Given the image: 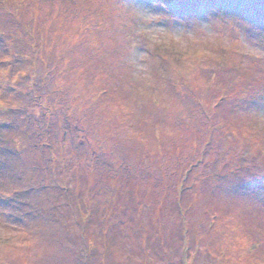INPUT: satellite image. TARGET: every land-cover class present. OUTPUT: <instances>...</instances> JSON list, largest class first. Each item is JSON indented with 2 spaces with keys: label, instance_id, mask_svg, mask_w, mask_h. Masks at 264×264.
Instances as JSON below:
<instances>
[{
  "label": "rangeland",
  "instance_id": "rangeland-1",
  "mask_svg": "<svg viewBox=\"0 0 264 264\" xmlns=\"http://www.w3.org/2000/svg\"><path fill=\"white\" fill-rule=\"evenodd\" d=\"M0 264H264V0H0Z\"/></svg>",
  "mask_w": 264,
  "mask_h": 264
},
{
  "label": "trees",
  "instance_id": "trees-1",
  "mask_svg": "<svg viewBox=\"0 0 264 264\" xmlns=\"http://www.w3.org/2000/svg\"><path fill=\"white\" fill-rule=\"evenodd\" d=\"M175 1H176V0H172V2H175ZM3 149H5V147H4V146L2 147V150H3Z\"/></svg>",
  "mask_w": 264,
  "mask_h": 264
}]
</instances>
